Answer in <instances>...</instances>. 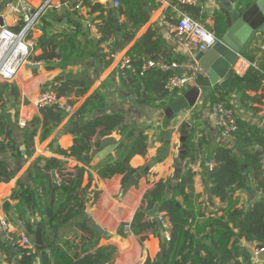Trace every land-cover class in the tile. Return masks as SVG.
I'll return each instance as SVG.
<instances>
[{"label": "crops", "instance_id": "obj_1", "mask_svg": "<svg viewBox=\"0 0 264 264\" xmlns=\"http://www.w3.org/2000/svg\"><path fill=\"white\" fill-rule=\"evenodd\" d=\"M9 1L0 0V30L5 25L18 32L20 26L15 24L13 15L6 9ZM44 1L26 0L35 9L39 8ZM230 1L238 5V0ZM98 3L106 9H111V1L97 0L93 4ZM198 6L201 12L208 16H212L214 10H224L221 0H203ZM145 7L151 16L150 21L137 33L136 39L131 44L117 50L114 62L108 68L102 67L100 59L97 56H90L88 50L81 59L69 56L66 50L65 34L77 33V30L81 29L80 23L85 28H91L92 38H99L96 28L89 24L92 17L88 4L79 12L72 6L49 9L44 13L40 24L32 31L31 38L36 44L31 55L32 64L25 65L13 82L5 83L7 86L5 89L1 88L0 94V117L7 122L12 140L23 154L22 158L13 157L12 153L2 157L12 165L16 176L7 184H0V215L3 214L10 220L15 236L25 235L34 244L33 228L45 222V216L41 210L23 206L20 200L13 199V195L20 183L29 189H35L27 171L37 158L48 157L62 165L64 179L77 177L80 171H83L82 189L78 199L72 205L76 212L79 210L77 208L80 202L83 201V215L61 225L54 236L49 234L46 236L42 226L46 246H49L52 240L63 243L68 234H73L80 241L84 240L80 244L82 256L94 253L105 245H111L118 249V256L113 264H143L148 257L157 259L162 254L161 238L154 235L150 227V217L146 216L142 221L143 233L140 236L129 234L121 237L119 232L123 225L132 224L136 216L146 210L148 205L158 204L161 201L162 195L155 202L151 200V193L160 181L166 185L165 196L167 198L173 196L174 186L180 181L179 176L178 184L175 185L177 168L183 169L184 161L180 159V155L182 154L181 140L185 131L188 136H194V134L197 136L199 132L206 136L207 142L201 156L188 166L196 174L191 197L195 217L191 221L194 225L200 226L206 218L220 216L228 208L227 204L221 202L219 198L212 197V187L208 182L210 171L208 164L212 162L218 147L230 148L238 156L240 154L235 147L234 139H225L215 127L208 92L205 91L195 108L188 109L172 120H168L164 114V108H156L158 102L152 105L137 99L121 83L119 70L124 69L123 59L130 56L129 51L150 28L155 35H158L156 54L159 60L169 63L184 60L187 57L177 37L167 30L168 24H175L173 13L175 6L171 1L158 0L155 6L146 4ZM169 11L173 16L169 15ZM96 16L99 14L97 13ZM171 17H173L172 22ZM155 40L152 38L150 42ZM263 50L264 33L257 32L247 46V55L240 56L232 67L233 74L245 77V80L238 84L234 80V99L220 87H215H218L230 100L231 108L240 121L264 131ZM47 52L61 55V61L56 59L49 63L44 59L32 60ZM249 55L255 56L256 61L252 63L248 60ZM144 59L152 58L147 56ZM63 60L67 62L64 63ZM28 65L38 66L39 69H31ZM257 73L261 77L259 80L255 79ZM155 82V79H152V83ZM45 90L56 92L72 106L71 113H63V122L58 127L48 130L41 128L42 109L35 102L39 94ZM96 93L103 96L104 107L92 112L85 109L82 115H78L77 112L86 106L87 100ZM152 97L157 99L156 94ZM155 109L158 112H155ZM120 114L124 116L125 122L117 126L116 120L111 115ZM94 118L101 119L84 125L78 134L73 133L74 128L80 123ZM25 119L28 121V127L38 128L37 135L32 141L25 134L28 127L23 129L20 125ZM126 129L145 131L148 136L147 151L132 157L129 171L112 178H104L102 177L104 167L110 161L118 159L116 146L121 142ZM76 139L87 144L85 153L74 152ZM106 142L109 144L102 147ZM27 148L31 150L32 155H28ZM240 160L243 163L242 166L247 168L246 161L241 156ZM133 170L136 174L129 177V172ZM181 173L182 170L179 175ZM132 178H136L137 183H134L126 192L125 188ZM43 188L45 205L52 208L54 193L47 176L43 181ZM232 193L237 209H245V211L263 197L252 173L247 172L244 184ZM78 224L87 229L78 227ZM29 226H33V231L28 230ZM99 229L103 231V234L98 232ZM242 244L250 252L255 264H264V252L256 254L260 249L259 243L243 241ZM33 252L35 258L40 253L35 248ZM22 256L21 248H11L5 234L0 230V264H23Z\"/></svg>", "mask_w": 264, "mask_h": 264}, {"label": "trees", "instance_id": "obj_2", "mask_svg": "<svg viewBox=\"0 0 264 264\" xmlns=\"http://www.w3.org/2000/svg\"><path fill=\"white\" fill-rule=\"evenodd\" d=\"M13 1V0H10ZM158 0H121V6L116 9V17L121 27L120 36L118 38L117 25L115 17L111 9H106L100 3H89L91 21L90 25L97 30L99 38L91 37V28L84 27L80 23L77 33L73 35L65 34L67 39L66 50L69 56H75L81 59L84 54L97 56L101 65L108 68L114 62V56L119 48H124L131 44L137 37V33L150 21V14L146 9V4L156 5ZM173 6L178 5L177 0H170ZM254 0H238L239 8H247L251 6ZM184 11L193 18L202 20L205 27L216 34L219 39L227 34L229 14L226 11L214 10L208 16L201 12V8L197 5L194 7H184ZM97 13L99 16H96ZM169 15L173 16L169 11ZM173 17L170 18L172 22ZM89 25V26H90ZM20 30V29H19ZM154 38L155 41L150 42ZM158 35L151 28L142 36L134 47L129 51L132 59V70L120 69L121 83L128 91L137 99L147 101L156 108H165L174 101L176 93H170L165 89L169 73L160 69H150L141 74V67L144 58L149 56L154 60L158 57ZM262 60H264V50ZM44 59L47 62L52 60H60L62 56L55 52H47L41 56L32 59L33 61ZM248 60L252 63L256 61L255 56H248ZM63 62H67L63 60ZM49 67V66H48ZM50 68V67H49ZM253 72V71H252ZM236 83L245 80V77H239L233 74ZM259 73L255 79L259 80ZM155 79V83H152ZM6 84L0 83L1 88L5 89ZM208 92L211 104L223 102L227 107L231 108L230 100L215 87L214 90H205ZM156 92V93H154ZM156 94L157 99H153ZM245 101V95L243 96ZM78 115H82L85 109L90 112L101 109L105 105L104 98L101 94L96 93L87 100ZM232 109V108H231ZM43 121L41 128L48 130L58 127L64 119V114L50 108L42 109ZM116 120L117 126L124 124L123 115H111ZM101 118L89 119L80 123L74 132L78 134L80 129L91 122L98 121ZM238 132L234 137L235 147L241 158L246 161L247 168H244L240 160V156L230 148L218 147L215 151L212 162L214 169L209 171L208 182L211 185L212 197L219 198L221 202L226 203L228 208L224 213L217 217H208L202 224L194 225L191 221L195 217L192 206V192L195 173L188 166L195 162L201 153L203 147L207 145L206 136L198 132L197 136H188L187 156L182 164V173L180 175L179 184L174 186V194L171 198L165 196L167 190L163 181L155 186V190L151 193V200L157 201L162 195V199L158 204H150L147 209L139 213L131 224L132 233L140 236L143 233L142 221L146 216L150 217L153 233L156 237L161 238L163 227L159 222V218L163 216L171 226L170 240L165 241V251L157 258H146L143 264H255L248 249L242 244L245 242L259 243L260 249L264 248V131L256 126H251L238 119ZM38 128L28 127L25 131L27 138L33 140L37 135ZM121 142L116 146L117 160L110 161L105 167L102 174L104 178H112L115 175L129 171V163L135 154L146 152L148 145V136L143 130L126 129ZM109 144L104 143L102 147ZM87 150V144L76 139L74 152L83 154ZM28 155H32L29 148L26 149ZM8 153H12L15 158H22L18 146L12 140L7 122L0 117V184H7L15 176L16 172L12 165L4 158ZM57 171L62 179L60 184L52 176V172ZM28 177L34 183L35 189H29L22 183L19 188L14 190L13 199L20 200L22 205L31 209L41 210L45 216V222L40 224L44 227L47 236H54L61 225H65L69 221L83 215V201L80 202L76 212L72 205L78 199L83 185V171H80L77 177L64 179L62 165L52 158H37L28 169ZM246 172L252 173L257 186L263 193V197L253 204L247 211L245 209H237L234 204L233 190L241 187L245 182ZM136 174V171H130L129 177ZM48 177L52 184L54 193L53 206L49 208L44 202L43 181ZM185 202L183 204V202ZM187 203V204H186ZM42 227V229H43ZM78 227L83 228L81 224ZM33 226H29L28 230L33 231ZM121 237L126 236L125 227L119 232ZM80 241L73 234H68L63 243L52 240L48 246L51 249V264H113L118 256L117 247L105 245L94 253L82 256L80 254ZM23 253V264H32L35 253L31 249L21 248Z\"/></svg>", "mask_w": 264, "mask_h": 264}, {"label": "built area", "instance_id": "obj_3", "mask_svg": "<svg viewBox=\"0 0 264 264\" xmlns=\"http://www.w3.org/2000/svg\"><path fill=\"white\" fill-rule=\"evenodd\" d=\"M111 1L113 7L117 9L121 6V0ZM97 0H45L37 9L30 6L26 0H13L6 4L7 12L12 14L15 24L20 26L18 32L13 31L8 26H3L0 30V83H11L18 73L27 64H32L31 55L35 48V41L31 38L32 31L40 24L44 13L49 9H60L64 6H72L76 11L82 10L89 3H96ZM203 0H178V5L173 8L175 24H168L167 30L177 37L178 42L187 53L184 60L175 62H164L159 59H147L143 61L141 74L144 75L150 69H160L169 73L165 89L170 93L183 94L192 88L199 87L198 78L208 77V72L202 67L197 59L198 54H206L214 45L221 41L216 34L209 31L201 20L193 18L184 11V7H194L201 4ZM122 67L132 68V59L126 56L123 59ZM36 105L40 109L50 107L60 113L69 114L72 106L68 101L52 90H45L36 98ZM212 119L215 127L225 139H234L238 132V117L236 112L227 107L223 102H216L211 106ZM21 128L28 127L27 119L20 123ZM210 171L214 169V163L208 164ZM57 184L62 179L59 172H52ZM159 222L163 227L166 240H170L171 226L169 222L161 216ZM126 235L133 234L131 224L125 226ZM0 230L5 234L11 248H35L31 239L25 235L17 237L14 234L12 223L3 214L0 215ZM264 248L258 249L257 255L263 253Z\"/></svg>", "mask_w": 264, "mask_h": 264}, {"label": "water", "instance_id": "obj_4", "mask_svg": "<svg viewBox=\"0 0 264 264\" xmlns=\"http://www.w3.org/2000/svg\"><path fill=\"white\" fill-rule=\"evenodd\" d=\"M224 10L229 14L228 31L223 39L216 43L214 47L206 54H198L197 59L200 61L202 67L208 72V77L200 76L198 78L199 87L192 88L185 91L183 94L178 92L174 95V101L168 104L164 109V114L168 120H172L179 114L188 109H193L197 106L200 98L204 95L205 90L215 88L218 86L230 98L234 99L235 91L233 89L234 77L232 67L240 56L247 55V46L252 41L257 32L264 33V0H254L251 6L247 8H239L230 0H221ZM113 16L117 25L118 38L120 39L121 27L119 20L116 17V9L111 4ZM31 69H39L38 66L28 65ZM158 112V110H154ZM188 135L186 131L181 140L182 154L180 159L185 161L188 152ZM178 169L177 180L174 182L178 184L179 173ZM137 183L136 178H132L126 186V192L130 187ZM35 232V249L40 253L33 260L32 264H51V249L45 245L44 229L39 224L33 228ZM103 234L102 230H98ZM111 237L110 234H108ZM165 234L161 237L162 252L165 251Z\"/></svg>", "mask_w": 264, "mask_h": 264}]
</instances>
